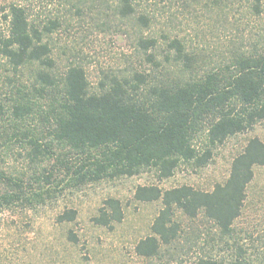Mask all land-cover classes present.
Instances as JSON below:
<instances>
[{
	"label": "trees",
	"instance_id": "1",
	"mask_svg": "<svg viewBox=\"0 0 264 264\" xmlns=\"http://www.w3.org/2000/svg\"><path fill=\"white\" fill-rule=\"evenodd\" d=\"M140 1L118 0L116 10L120 18L145 30L153 20L139 9ZM203 1L211 10L231 9L229 0ZM257 1L255 13L261 14L262 0ZM5 17L9 30L0 37V55L14 72L27 65L36 66L32 88L15 83L8 101L0 105V120H4L0 123V145L10 148V140L27 139L29 155L35 160L44 156L55 159L53 169L38 177L39 181L51 184L63 172L76 183L85 184L134 176L145 168H154L159 179H167L181 162L206 165L213 147L253 129L264 119V45L249 52L235 50L223 66L199 74L196 55L181 39L167 37L166 61L174 60L187 75L173 78L166 69L160 70L165 67L155 53L159 39L146 37L143 31L137 39L138 52L146 56L140 67L126 77L112 76L98 91H92L80 65L70 64L63 75L55 74L56 60L45 35L53 32L56 22L35 24L27 9L15 3ZM34 114L44 122L41 128L20 126ZM203 125L207 127L208 147L201 152L193 141ZM261 165L264 141L253 137L233 159L226 181L217 183L211 191L191 185L166 190L157 185L138 186L136 199L161 200L163 207L152 223V234L137 243L136 252L154 256L162 244H170L179 236L177 210L190 219L203 214L214 221L219 234L230 237L234 222L242 214L255 167ZM20 178L0 168V212L10 211L19 202L33 204L42 199L39 193L28 196L30 186ZM76 217L77 211L69 209L57 219L66 222ZM122 219L120 201L110 198L95 221L109 226ZM68 240L76 242L78 236L69 231ZM242 255L231 260L203 255L193 264H264L263 259L250 261Z\"/></svg>",
	"mask_w": 264,
	"mask_h": 264
},
{
	"label": "rangeland",
	"instance_id": "2",
	"mask_svg": "<svg viewBox=\"0 0 264 264\" xmlns=\"http://www.w3.org/2000/svg\"><path fill=\"white\" fill-rule=\"evenodd\" d=\"M14 3L26 8L35 24L56 22L53 32L45 35L56 60L55 74L63 75L70 64L80 65L92 91H98L112 76L126 77L140 67L146 56L138 52L137 39L143 31L144 36L159 39L155 53L165 67L160 70L166 69L173 78L187 75L174 60L166 61L167 37L181 39L196 55L199 74L223 66L235 50L249 52L264 45V0L261 14L255 13L257 0H229L231 9L212 10L203 0H141L139 9L153 20L145 30L120 18L118 0H0V37L8 34L9 19L5 16ZM35 66L14 72L0 55V105L8 101L15 83L32 88ZM12 119L10 116V129ZM42 123L39 114H34L20 126L41 128ZM206 131L203 125L194 136L193 144L201 152L208 147ZM253 137L264 141V119L253 129L213 147L212 158L204 166L181 162L173 176L162 180L156 169L145 168L134 176L85 184L76 183L63 172L51 184L39 181L38 177L53 169L55 159L44 156L35 160L29 155L27 139L10 140V148L0 145V168L21 177L25 186L29 184L28 196L42 195L39 202H19L10 211L0 212V264H193L203 255L231 260L239 253L250 261L264 260V165L255 167L242 214L230 237L219 234L214 221L203 214L190 219L177 210L181 232L172 243L162 244L151 257L135 250L142 238L152 234V223L163 207L161 200L136 199L138 186L157 185L166 190L191 185L211 191L226 181L233 159ZM110 198L120 201L123 219L104 226L95 218ZM69 209L77 211L76 219L59 222L58 216ZM69 231L78 241L68 240Z\"/></svg>",
	"mask_w": 264,
	"mask_h": 264
}]
</instances>
